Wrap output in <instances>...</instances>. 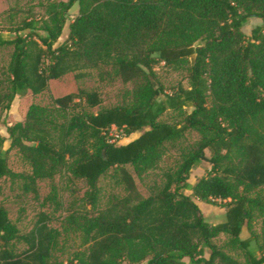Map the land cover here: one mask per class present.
I'll return each mask as SVG.
<instances>
[{"label": "trees", "instance_id": "obj_1", "mask_svg": "<svg viewBox=\"0 0 264 264\" xmlns=\"http://www.w3.org/2000/svg\"><path fill=\"white\" fill-rule=\"evenodd\" d=\"M76 4L79 15L58 44ZM48 14L50 22L26 21L13 39L0 32V48H13L0 81V107L47 92L51 81L70 74L81 80L105 66L135 86L130 106L73 114L56 124L44 115L51 111L33 105L25 122L8 128L11 148L31 164L32 184L67 171L87 182L94 203L99 180L111 172L125 190L96 216L71 217L91 245L86 257L68 264H238L216 245L222 234L247 264H264L251 248L255 238L241 237L264 203L238 192L264 188V0H68L50 5ZM253 18L263 25L247 36L243 27ZM160 63L183 67L189 87L180 84L167 94L154 73ZM82 103L98 108L100 92L80 88L53 99L64 114ZM168 112H179L181 121L161 122ZM113 128L140 135L117 145L107 139ZM188 131L200 140L165 173L163 186L143 197L129 168L138 177L154 170L165 145ZM203 161L212 168L191 185V172ZM10 174L0 157V181ZM185 191L201 202H220L225 220L208 222ZM55 243L47 216L22 234L0 202V264H66L53 259Z\"/></svg>", "mask_w": 264, "mask_h": 264}, {"label": "rangeland", "instance_id": "obj_2", "mask_svg": "<svg viewBox=\"0 0 264 264\" xmlns=\"http://www.w3.org/2000/svg\"><path fill=\"white\" fill-rule=\"evenodd\" d=\"M59 1L67 2L68 0H0V32L13 39L16 37L17 29L26 21L35 19L41 24L50 22L48 9L50 5ZM78 15L79 5L76 4L68 13L67 22L58 44L67 39L69 25ZM262 25L263 22L260 19H249L243 27V32L250 36L254 29ZM26 33V31L20 32L21 35ZM39 33L45 35L42 30H39ZM12 52V47L0 48V81L5 79ZM154 73L158 85L163 86L167 94L172 93L180 84L185 88L189 87L187 72L183 67L169 68L160 63L155 66ZM87 75L81 80H77L73 74L67 75L58 81H51L49 90L43 94L33 95L29 92L25 96H17L8 108H6L7 102L0 107V157L7 158L11 171L9 176L0 181V202L8 211L12 223L22 234L28 233L41 215L47 216L56 238L52 253L53 259L66 264L76 263L78 259L86 257L91 245L89 237L70 224L71 217L81 219L86 216H96L110 204L111 200L123 197L126 194L125 190L111 172L99 180L94 203L89 200L90 189L87 182L67 171L57 174L52 179L38 180L32 184L31 164L24 159L18 149L11 148L8 128L16 123L25 122L28 111L33 105L44 111H51L44 113V115H50L47 116V120L52 118L56 124H61L65 117L73 114L84 112L96 114L101 109L133 104L135 86L133 84L124 85L112 66L102 67L101 70H90ZM80 88L88 91L98 90L101 94L102 105L90 109L82 103L80 106L72 107L67 114L54 109V98L76 93ZM181 119L179 112H168L160 118V121L177 124ZM48 127L51 128L50 125ZM54 134L56 136V133ZM139 135L136 133L127 136L123 131L113 128L107 135V139L117 145H125ZM199 140L198 133L188 131L180 139L166 144L160 164L142 177H138L133 168H129L142 196L148 197L157 188L162 187L165 173L176 169ZM206 155L211 157L209 151H206ZM238 158V153L231 154L232 163H238ZM211 168L212 165L208 161L201 162L192 170L189 183L194 185L205 177ZM238 192L249 197H259L264 203V188L247 193L240 188ZM185 194L191 196L192 192L185 191ZM192 198L208 222L214 225L225 220L226 209L220 202L209 204ZM241 237L242 239L254 237L255 241L251 248L258 258L264 257V210L254 212L252 220L243 228ZM215 243L238 264H247L244 252L239 248L231 247L227 235H220ZM24 247L19 244L17 249L20 251Z\"/></svg>", "mask_w": 264, "mask_h": 264}]
</instances>
